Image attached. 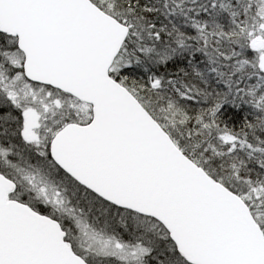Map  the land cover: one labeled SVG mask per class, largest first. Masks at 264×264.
<instances>
[{"label":"snow or ice","instance_id":"snow-or-ice-1","mask_svg":"<svg viewBox=\"0 0 264 264\" xmlns=\"http://www.w3.org/2000/svg\"><path fill=\"white\" fill-rule=\"evenodd\" d=\"M0 264H264V0H0Z\"/></svg>","mask_w":264,"mask_h":264},{"label":"trees","instance_id":"trees-1","mask_svg":"<svg viewBox=\"0 0 264 264\" xmlns=\"http://www.w3.org/2000/svg\"><path fill=\"white\" fill-rule=\"evenodd\" d=\"M248 111L247 107H234L231 104H224L220 110V117L225 123L232 127H238L245 119V113ZM250 119V117H248Z\"/></svg>","mask_w":264,"mask_h":264},{"label":"rangeland","instance_id":"rangeland-1","mask_svg":"<svg viewBox=\"0 0 264 264\" xmlns=\"http://www.w3.org/2000/svg\"><path fill=\"white\" fill-rule=\"evenodd\" d=\"M241 106H243V107H247L246 105H241Z\"/></svg>","mask_w":264,"mask_h":264}]
</instances>
